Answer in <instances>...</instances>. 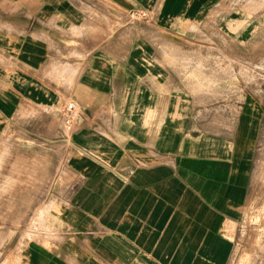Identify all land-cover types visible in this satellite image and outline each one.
<instances>
[{"label": "crops", "instance_id": "crops-1", "mask_svg": "<svg viewBox=\"0 0 264 264\" xmlns=\"http://www.w3.org/2000/svg\"><path fill=\"white\" fill-rule=\"evenodd\" d=\"M262 58L264 0H0V137L76 108L24 264H228L264 137Z\"/></svg>", "mask_w": 264, "mask_h": 264}, {"label": "rangeland", "instance_id": "rangeland-1", "mask_svg": "<svg viewBox=\"0 0 264 264\" xmlns=\"http://www.w3.org/2000/svg\"><path fill=\"white\" fill-rule=\"evenodd\" d=\"M185 44L186 41L180 42L179 47L191 49ZM241 52L248 53V46ZM238 64L242 94H248L249 58ZM254 66L251 67L255 69ZM258 71L259 77H264V58L258 59ZM63 120L61 113L19 116L0 137V264H24L27 241L48 231L50 216L59 204L58 171L71 126ZM261 128L264 130V125ZM260 147L257 171L249 190L251 201L235 229L228 264H264V137Z\"/></svg>", "mask_w": 264, "mask_h": 264}, {"label": "built area", "instance_id": "built-area-1", "mask_svg": "<svg viewBox=\"0 0 264 264\" xmlns=\"http://www.w3.org/2000/svg\"><path fill=\"white\" fill-rule=\"evenodd\" d=\"M145 16L146 13L144 11L137 13V12H131V16L137 17V16ZM75 105L73 102H70L67 104L65 112H64V122L71 123L73 120V113L75 112Z\"/></svg>", "mask_w": 264, "mask_h": 264}]
</instances>
